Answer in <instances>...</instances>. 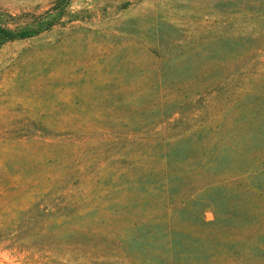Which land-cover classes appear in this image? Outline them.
Masks as SVG:
<instances>
[{"label": "rangeland", "instance_id": "obj_1", "mask_svg": "<svg viewBox=\"0 0 264 264\" xmlns=\"http://www.w3.org/2000/svg\"><path fill=\"white\" fill-rule=\"evenodd\" d=\"M0 264H264V0H0Z\"/></svg>", "mask_w": 264, "mask_h": 264}]
</instances>
